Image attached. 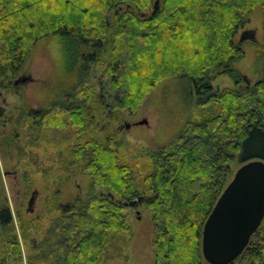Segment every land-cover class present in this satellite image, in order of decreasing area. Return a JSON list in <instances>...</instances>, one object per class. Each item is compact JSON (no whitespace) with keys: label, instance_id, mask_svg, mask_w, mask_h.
<instances>
[{"label":"trees","instance_id":"trees-1","mask_svg":"<svg viewBox=\"0 0 264 264\" xmlns=\"http://www.w3.org/2000/svg\"><path fill=\"white\" fill-rule=\"evenodd\" d=\"M156 1L0 0V87L10 88L39 41L59 39L62 79L48 128L74 133L71 163L99 188L57 209L27 264H121L124 210L143 204L152 211L155 264H210L203 227L232 163L264 160V77L250 83L232 66L244 56L237 34L264 0ZM214 72L235 86L216 90ZM170 77L188 81L200 109L168 144L129 162L118 131L98 122L110 127L120 112L134 113ZM0 224V264H25L9 205L0 204ZM229 264H264V220Z\"/></svg>","mask_w":264,"mask_h":264},{"label":"rangeland","instance_id":"rangeland-1","mask_svg":"<svg viewBox=\"0 0 264 264\" xmlns=\"http://www.w3.org/2000/svg\"><path fill=\"white\" fill-rule=\"evenodd\" d=\"M246 18L247 22L236 39L239 40L242 31L251 29L256 32V41L243 43L244 56L234 60L232 66L253 83L264 77V57L260 58L259 55V49L264 50V6H257ZM63 59L64 49L59 39L45 38L36 44L25 63L22 75L30 76L31 80L25 85L11 84L9 89L0 87V93L13 103L7 112V119L0 121V204L11 208L25 264L28 256L36 253L32 245H37L39 235L51 224L57 209L77 196H86L99 189L92 186L91 178L81 162L71 163L74 161L73 157L70 158L74 133L47 127L40 134V139H34L26 135V125L29 123H25V120L10 124V118L23 103L26 104L25 108H48L53 103L55 94H58L57 84L62 79L60 68ZM213 75H216L212 80L216 90L235 86L228 74L214 72ZM17 78H12V83ZM192 94V88L185 78H166L134 113L122 111L118 119H112L105 132L118 131V138L128 151L129 162L144 161L141 152L156 151L168 144L182 131L187 120L199 111L200 108L191 98ZM144 119L146 122L141 123ZM126 123H131L130 128L125 127ZM122 126L123 129H120ZM238 162L232 163L234 171L242 164ZM35 188L40 195L35 202V211L29 212V202ZM124 214L130 231L128 239L121 243L124 254L118 260L121 264H155V230L151 209L143 204L137 209L127 208ZM20 218L29 226L26 239L22 237Z\"/></svg>","mask_w":264,"mask_h":264},{"label":"water","instance_id":"water-1","mask_svg":"<svg viewBox=\"0 0 264 264\" xmlns=\"http://www.w3.org/2000/svg\"><path fill=\"white\" fill-rule=\"evenodd\" d=\"M159 0L155 3L158 7ZM254 30H244L239 41H256ZM146 119L141 121L145 123ZM130 128V124H125ZM123 129V126H122ZM33 196L28 210L33 204ZM132 202L131 204H133ZM264 220V160L253 159L238 167L209 214L202 251L210 264H229L249 245Z\"/></svg>","mask_w":264,"mask_h":264},{"label":"flooded vegetation","instance_id":"flooded-vegetation-1","mask_svg":"<svg viewBox=\"0 0 264 264\" xmlns=\"http://www.w3.org/2000/svg\"><path fill=\"white\" fill-rule=\"evenodd\" d=\"M24 68L15 76L18 78L12 83V86H20L22 84L25 85L31 80L30 76L22 75ZM14 94L19 95V93H17V92H15ZM57 95L58 94H55L53 103L57 101ZM0 98H1L0 121H3L5 119H7L6 118L8 115L7 112L13 103L8 101V97L3 96V94H1V93H0ZM25 107H26V104L23 103L16 110L17 113L13 114V116L10 118V120H11L10 124H19L20 121L25 120V123H29V125H26V127H27L26 135H28L29 137H32L34 139H40V134L42 133L44 128L47 129V127H48V119H49L48 108H47V106L46 107H30V108H25ZM98 124L99 125L103 124V128L109 127L107 120H105L104 122L99 121ZM126 124L131 125V123H126ZM120 129H122V127H120ZM38 195H40V192H38V189L35 188L32 192L33 204H32L31 209L28 210L29 212L35 211V202H36Z\"/></svg>","mask_w":264,"mask_h":264}]
</instances>
